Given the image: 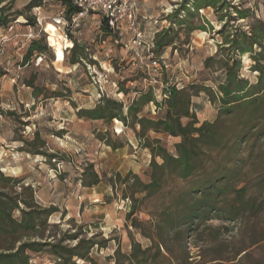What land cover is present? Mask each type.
I'll use <instances>...</instances> for the list:
<instances>
[{
    "label": "rangeland",
    "instance_id": "rangeland-1",
    "mask_svg": "<svg viewBox=\"0 0 264 264\" xmlns=\"http://www.w3.org/2000/svg\"><path fill=\"white\" fill-rule=\"evenodd\" d=\"M28 1L14 0L11 3L7 12L10 14L8 23H12L20 33L31 29L37 38L46 35L50 51L33 55L28 64H22L26 45L17 49L18 44H15L20 37L13 36L4 46L3 58H0V70L5 72V76L0 77V106L3 111L0 114V169L5 175L22 179L16 184V190H20V185L30 184L37 203L57 209L49 217V222L58 226L49 227L50 230L59 233L65 229L74 231L80 226L82 235L90 237L96 234L98 240L106 239L103 247L92 249L91 256L97 264H113L115 248L129 253L133 240L142 247L152 244L156 214L163 206L174 204L194 179L168 176L154 195L140 199L142 194H137V210L127 218L131 199L123 178L137 174L143 182L149 180V150L142 148L133 131L121 122L113 120L106 123L101 119L78 117L76 111L92 107L102 95L128 104L140 90L148 87L159 99V92L166 85L164 79L167 85L185 87L189 93H194L201 85L215 89L214 81L223 78L217 61L219 46H224L219 29L225 21L228 26L223 29L228 31L257 29L264 44V0H228L237 9L247 10L244 18H239L233 8H230L231 17L225 16L222 21L211 7L194 11L189 18L194 27L191 32H187L186 23L178 25L176 20L168 18L174 8L180 7V0H135L144 42L149 41L154 29L172 28L175 33L174 43L162 53L169 64L163 75L145 67L144 63L154 56L145 44L132 43L130 33L125 31L115 33V37L107 35L98 15L90 14L76 26H69L62 32L52 23V18L64 8L58 0H42L38 11L25 9ZM13 10L23 11L24 19L26 15L35 16L36 24L26 26L22 17L13 15ZM179 13L180 18H185L184 11ZM73 40L82 61L71 67L64 60V50L70 49ZM52 54L54 59L50 63ZM207 56H214L209 68L204 66ZM236 57L241 63L240 75L254 82L257 73L249 68L252 64L249 55ZM31 78L36 88L41 90L40 95L33 99L29 97L33 89L27 86ZM119 83L126 88V94L118 92ZM53 92L63 95L55 97ZM192 100L198 104L199 121L215 119L216 104L208 101L205 91L193 95ZM165 108L164 105L158 108L147 103L142 113L155 117L161 115ZM185 121L182 118V122ZM35 131L39 136L35 144H40V150L54 154V159L18 151L22 145L19 139L31 140ZM149 135L160 138L165 147L174 150L175 138L154 132ZM108 142L119 146L113 148ZM212 153L215 162L209 170L216 173V159L221 160L218 165L222 166L224 152L216 153L214 150ZM239 156L242 159L239 166L247 174L244 181L236 184L239 186L247 181V192L259 196L264 189V181L260 183L257 178L260 172H264V137L256 141L250 139L242 145ZM156 160L160 162L159 158ZM96 177L95 184L84 185ZM260 214L249 218L245 224L247 232L238 223H229L226 228L218 229L222 225L216 216H212L206 223L186 231L181 242L173 239L170 233V251L161 248L162 255L157 261L160 264H178L184 254L189 256L185 264H218L216 258L229 259L248 243L249 233L253 232L256 237L264 234V203ZM132 218L137 220V227L132 225ZM263 251L264 247L259 253ZM150 252H155L154 245ZM30 256V264H51L53 259L43 252L30 253ZM79 264L84 262L79 261Z\"/></svg>",
    "mask_w": 264,
    "mask_h": 264
},
{
    "label": "trees",
    "instance_id": "trees-1",
    "mask_svg": "<svg viewBox=\"0 0 264 264\" xmlns=\"http://www.w3.org/2000/svg\"><path fill=\"white\" fill-rule=\"evenodd\" d=\"M14 0H0V33L9 24L7 12L11 9ZM64 7L66 18L77 11L70 0H58ZM42 0H29L25 9L40 7ZM191 4L190 6H187ZM179 8L176 7L169 15V20H176L177 24L186 23L187 32L194 27L189 23V18L194 11L211 7L214 9L220 21L225 16L231 17L230 8L235 9L239 18L247 16V10L237 9L228 0H180ZM184 11L185 18L179 17V12ZM224 10V12H222ZM13 15L22 17L23 11L13 10ZM36 15V12L34 13ZM23 18V17H22ZM24 19V18H23ZM231 19V18H230ZM101 26L107 35L115 37V33L107 24L104 17L99 18ZM23 24L35 25V16L26 15ZM208 23V22H207ZM219 29L222 35V45L219 46L217 59L218 69L223 71V78L215 80V89L208 85H201L194 93H189L185 87L167 85L159 92L160 98L154 97L151 87L140 90L138 96L134 97L128 104L122 100H116L102 95L92 106L79 108L76 111L78 117L87 119H101L106 123L117 120L124 127L133 131V136L139 145L148 149L151 159L147 172L149 180L143 182L137 174L127 175L123 183L129 191L131 199L127 218H130L137 210V200L154 195L160 191L168 176H176L183 180L193 178V183L185 189L176 202L163 206L156 214L154 223L155 238H151L152 244L142 247L137 241H132L129 253L121 252L117 247L114 250L113 264H160L157 259L161 254V248L170 251L168 239L170 233L173 239L182 241L184 233L195 228L200 223H206L212 216L220 221L222 228L227 224L235 223L244 227L250 217L261 216V207L264 203V189L259 196L248 193V182L237 186L236 183L244 181L246 170L239 165L242 159L239 156L241 146L250 139L253 141L264 137V44L262 34L257 29L249 32L245 30L228 31L223 27ZM223 31H226L225 33ZM36 34V33H34ZM175 33L172 28L157 30L153 37V47L150 49L153 58L165 60L162 55L165 48L174 43ZM46 35L39 38H31L22 54V64H28L33 55H41L50 51L47 45ZM227 45V46H225ZM227 51L225 52V49ZM77 43L71 41L70 49L64 50V60L73 67L81 63V57L76 52ZM68 51V53H67ZM230 52V53H229ZM248 54L252 60L250 69L257 73L254 82L240 75L241 63L236 56ZM53 54L50 63L53 61ZM214 56L204 59V66H212ZM63 60V61H64ZM41 61V60H40ZM149 61V60H148ZM166 67L155 71L163 75ZM142 67V66H141ZM5 72L0 70V77ZM27 86L32 87V97L40 95V89L33 84V78L27 81ZM69 91V88H66ZM205 91L208 101L216 104V117L210 121L197 117L198 104H194L192 96ZM118 92L126 94L127 90L120 83ZM53 96L61 97L60 92H53ZM47 97V96H46ZM71 101V100H70ZM147 103H153L155 107L166 108L161 115L152 117L142 113ZM1 104V99H0ZM0 106V114L2 113ZM182 118L186 121L182 122ZM138 127V128H137ZM150 132L165 134L175 138L173 151L164 146L161 139L151 137ZM31 140L19 139L22 145L18 151H25L33 155H42L48 159H54V154L40 150V144L35 141L39 139L35 131ZM42 143V142H40ZM116 148L119 145L113 142L107 143ZM224 152L222 156L223 165L219 167L221 160L216 159V173L209 170L215 162L213 151ZM160 159V162L156 160ZM227 162V163H225ZM119 177V176H118ZM260 183L264 181V172L257 175ZM130 180V182H129ZM22 179L5 175L0 169V264H30V253H46L52 259L51 264H97L91 256L92 249L103 247L106 239L98 240L96 234L90 237L82 235L81 227L74 231L65 229L55 233L49 227H57V223H50L49 217L57 211L52 206H43L34 199L33 189L30 184L20 185L16 190V184ZM97 182V177L92 182H85L90 186ZM127 197V196H126ZM259 198V199H258ZM64 216V213L61 214ZM134 227L137 220L131 219ZM155 246V252L151 253V246ZM264 234L256 237L253 232L248 234V243L235 252L231 258H216V263L232 262L235 264H264ZM238 256V257H237ZM164 257V256H163ZM189 256L184 254L178 264H185Z\"/></svg>",
    "mask_w": 264,
    "mask_h": 264
},
{
    "label": "built area",
    "instance_id": "built-area-1",
    "mask_svg": "<svg viewBox=\"0 0 264 264\" xmlns=\"http://www.w3.org/2000/svg\"><path fill=\"white\" fill-rule=\"evenodd\" d=\"M71 3L77 8L70 18L65 17L64 8L58 11L57 15L52 18V23L64 32L65 28L69 26H76L82 18L95 14L104 17L108 26L116 33L122 31L129 32L131 35L132 43L136 45L145 44L146 49L149 51L153 47V37L157 29H154L149 41L146 43L143 40V34L139 27L137 19V8L135 0H70ZM40 7H35L34 10L38 11ZM37 16V14H36ZM37 21L39 18L37 17ZM100 22V21H99ZM18 23V22H14ZM10 33V34H9ZM13 36L20 37L15 42L18 48L24 47L27 42L35 36L34 32L29 29L27 32H17L14 25L8 24L0 33V55L4 53V46ZM18 42V43H17ZM147 69H161L166 67L165 60H159L151 57L147 63H144Z\"/></svg>",
    "mask_w": 264,
    "mask_h": 264
},
{
    "label": "crops",
    "instance_id": "crops-1",
    "mask_svg": "<svg viewBox=\"0 0 264 264\" xmlns=\"http://www.w3.org/2000/svg\"><path fill=\"white\" fill-rule=\"evenodd\" d=\"M24 4H25V3H24ZM24 4H23V5H24ZM18 23H21V22H18ZM17 49H19V48H17ZM0 58H3V55L0 56ZM4 76H5V74L2 75L1 77H4ZM11 81H12L11 83H13V81H14L13 77H11ZM11 85H12V84H11ZM29 97L33 99V97H32L31 95H30ZM19 102H22V100H19ZM2 169H4V168L2 167Z\"/></svg>",
    "mask_w": 264,
    "mask_h": 264
},
{
    "label": "bare ground",
    "instance_id": "bare-ground-1",
    "mask_svg": "<svg viewBox=\"0 0 264 264\" xmlns=\"http://www.w3.org/2000/svg\"><path fill=\"white\" fill-rule=\"evenodd\" d=\"M55 26V25H54ZM56 27V26H55ZM57 28V27H56ZM57 30H58V28H57ZM60 32V31H59ZM61 33V32H60ZM62 34V33H61ZM63 36V38H66L64 35H62Z\"/></svg>",
    "mask_w": 264,
    "mask_h": 264
}]
</instances>
